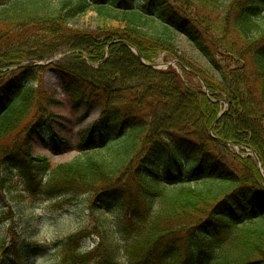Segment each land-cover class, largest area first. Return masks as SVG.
<instances>
[{"label": "trees", "instance_id": "1", "mask_svg": "<svg viewBox=\"0 0 264 264\" xmlns=\"http://www.w3.org/2000/svg\"><path fill=\"white\" fill-rule=\"evenodd\" d=\"M129 45L179 63L151 68ZM56 53L82 119L100 114L53 165L32 140L48 126L54 150L68 144L34 85ZM250 152L264 171V0H0V188L101 213L100 241L85 251L89 231L70 234L57 264H264Z\"/></svg>", "mask_w": 264, "mask_h": 264}, {"label": "rangeland", "instance_id": "2", "mask_svg": "<svg viewBox=\"0 0 264 264\" xmlns=\"http://www.w3.org/2000/svg\"><path fill=\"white\" fill-rule=\"evenodd\" d=\"M93 16L94 12L90 11L75 23L78 26H88ZM62 57L60 54L52 56L54 62L44 65L45 70L34 81V85L40 90L39 107L42 113L51 117L54 132L68 142L54 150L48 126L43 130L42 136H34V155L49 158L53 165L70 161L79 154L81 135L100 114L99 109H94L82 119L85 109L73 106L53 65ZM164 58L165 54L156 62H170ZM19 188L22 189L23 184ZM24 193L23 196L14 198L0 188V245L5 248L0 251V258L10 261L14 259L19 264H57L61 258L62 246L70 234L80 230L89 231L90 235L82 243L85 251L93 249L100 241L98 217L101 213L92 212L84 197L76 200L68 197L47 199L34 198L30 193Z\"/></svg>", "mask_w": 264, "mask_h": 264}, {"label": "water", "instance_id": "3", "mask_svg": "<svg viewBox=\"0 0 264 264\" xmlns=\"http://www.w3.org/2000/svg\"><path fill=\"white\" fill-rule=\"evenodd\" d=\"M131 47V46H130ZM133 50H134V52L135 53H137V55H138V57H139V59L140 60H142L144 63H146L142 58H141V56L139 55V53H138V51L134 48V47H131ZM54 57V56H53ZM51 61H54V60H51ZM50 62V61H49ZM177 63V61H172V62H169V63H166V64H161V63H147V65H149L150 67H152V68H157V69H159V68H161L162 66H166V67H168V66H171V65H174V64H176ZM37 64H43V63H41V62H38ZM204 86L206 87V84H204ZM206 91H207V87H206ZM255 155V154H254ZM255 157H256V155H255ZM257 159V161L259 162V160H258V158H256ZM259 166H260V163H259Z\"/></svg>", "mask_w": 264, "mask_h": 264}]
</instances>
